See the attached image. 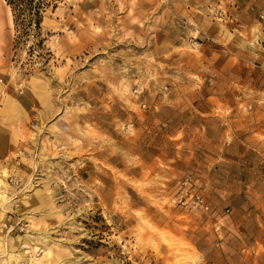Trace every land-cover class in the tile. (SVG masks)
I'll return each instance as SVG.
<instances>
[{"label":"rangeland","instance_id":"obj_1","mask_svg":"<svg viewBox=\"0 0 264 264\" xmlns=\"http://www.w3.org/2000/svg\"><path fill=\"white\" fill-rule=\"evenodd\" d=\"M30 12L0 0V264H264V0Z\"/></svg>","mask_w":264,"mask_h":264},{"label":"trees","instance_id":"obj_2","mask_svg":"<svg viewBox=\"0 0 264 264\" xmlns=\"http://www.w3.org/2000/svg\"><path fill=\"white\" fill-rule=\"evenodd\" d=\"M36 0H7V3L11 6L13 11L16 14V11L21 12V14H24L26 11H33L30 12V20L33 23H35L38 27H40L41 21H42V7L44 5V0H38L35 3ZM18 19L16 18V22Z\"/></svg>","mask_w":264,"mask_h":264},{"label":"crops","instance_id":"obj_3","mask_svg":"<svg viewBox=\"0 0 264 264\" xmlns=\"http://www.w3.org/2000/svg\"><path fill=\"white\" fill-rule=\"evenodd\" d=\"M259 28L261 30L262 38L264 39V21H262V22L260 21L259 22ZM263 56H264V53H263ZM5 63H6V56H3V70H4V67H5Z\"/></svg>","mask_w":264,"mask_h":264},{"label":"built area","instance_id":"obj_4","mask_svg":"<svg viewBox=\"0 0 264 264\" xmlns=\"http://www.w3.org/2000/svg\"><path fill=\"white\" fill-rule=\"evenodd\" d=\"M262 18H264V15L261 16ZM197 204H200L202 207H204L205 209H208V204L206 202H204V199L201 198L200 196H197Z\"/></svg>","mask_w":264,"mask_h":264},{"label":"bare ground","instance_id":"obj_5","mask_svg":"<svg viewBox=\"0 0 264 264\" xmlns=\"http://www.w3.org/2000/svg\"><path fill=\"white\" fill-rule=\"evenodd\" d=\"M1 197H3V196H1Z\"/></svg>","mask_w":264,"mask_h":264}]
</instances>
